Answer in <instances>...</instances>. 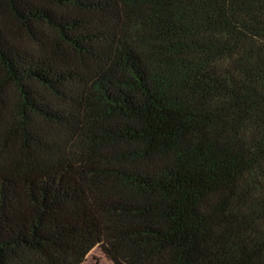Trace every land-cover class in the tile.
Returning a JSON list of instances; mask_svg holds the SVG:
<instances>
[{
    "label": "trees",
    "instance_id": "1",
    "mask_svg": "<svg viewBox=\"0 0 264 264\" xmlns=\"http://www.w3.org/2000/svg\"><path fill=\"white\" fill-rule=\"evenodd\" d=\"M264 264V0H0V264Z\"/></svg>",
    "mask_w": 264,
    "mask_h": 264
},
{
    "label": "rangeland",
    "instance_id": "2",
    "mask_svg": "<svg viewBox=\"0 0 264 264\" xmlns=\"http://www.w3.org/2000/svg\"><path fill=\"white\" fill-rule=\"evenodd\" d=\"M83 264H110L99 250H93L85 259Z\"/></svg>",
    "mask_w": 264,
    "mask_h": 264
}]
</instances>
